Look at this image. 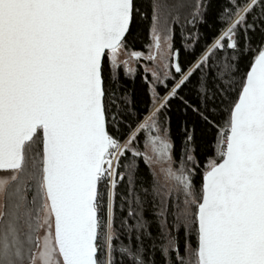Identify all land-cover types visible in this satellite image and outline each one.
<instances>
[{
    "label": "snow or ice",
    "instance_id": "obj_1",
    "mask_svg": "<svg viewBox=\"0 0 264 264\" xmlns=\"http://www.w3.org/2000/svg\"><path fill=\"white\" fill-rule=\"evenodd\" d=\"M0 264H264V0H0Z\"/></svg>",
    "mask_w": 264,
    "mask_h": 264
},
{
    "label": "trees",
    "instance_id": "obj_2",
    "mask_svg": "<svg viewBox=\"0 0 264 264\" xmlns=\"http://www.w3.org/2000/svg\"><path fill=\"white\" fill-rule=\"evenodd\" d=\"M139 84H140V80H139V78H137V79L135 80V83H133L131 80L128 82V86H129L130 88L138 87Z\"/></svg>",
    "mask_w": 264,
    "mask_h": 264
}]
</instances>
